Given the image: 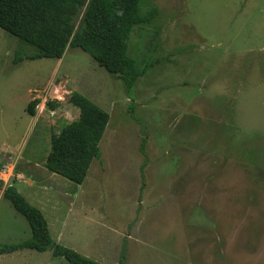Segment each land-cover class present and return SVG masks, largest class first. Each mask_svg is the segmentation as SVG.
I'll return each mask as SVG.
<instances>
[{
    "label": "rangeland",
    "instance_id": "1",
    "mask_svg": "<svg viewBox=\"0 0 264 264\" xmlns=\"http://www.w3.org/2000/svg\"><path fill=\"white\" fill-rule=\"evenodd\" d=\"M151 1L158 33L135 27L127 52L152 66L128 94L79 48L13 64L18 43L0 28V166L15 160L11 183L54 242L102 264L123 248L124 264H264V0ZM72 91L110 116L81 184L43 165L78 116ZM2 191L0 243L30 238ZM0 264L70 263L21 249Z\"/></svg>",
    "mask_w": 264,
    "mask_h": 264
},
{
    "label": "trees",
    "instance_id": "2",
    "mask_svg": "<svg viewBox=\"0 0 264 264\" xmlns=\"http://www.w3.org/2000/svg\"><path fill=\"white\" fill-rule=\"evenodd\" d=\"M146 2L150 3L142 7ZM159 14L160 9L151 0H0V28L18 43L13 64L25 59H60L68 48H79L120 79L127 94L152 66L151 59L139 60L127 52L128 39L135 27L151 29L157 35L158 28L151 27ZM67 101L78 109V116L51 134L43 165L49 172L81 184L92 160L100 158L99 142L110 116L77 91H72ZM39 102V98L31 99L25 111L35 115ZM46 106L52 110L56 103L47 101ZM133 108L131 102L126 111L131 114ZM191 119L197 124L195 116ZM144 143L145 138L140 148L143 154ZM145 163L146 159L141 172ZM2 188L0 181V192ZM1 195L28 222L31 236L17 243H0V255L21 249L49 250L51 256L62 257L70 264H102L54 242L41 210L30 204L15 184L6 186ZM124 259L123 248L119 264H124Z\"/></svg>",
    "mask_w": 264,
    "mask_h": 264
},
{
    "label": "built area",
    "instance_id": "3",
    "mask_svg": "<svg viewBox=\"0 0 264 264\" xmlns=\"http://www.w3.org/2000/svg\"><path fill=\"white\" fill-rule=\"evenodd\" d=\"M54 86V84H51ZM56 91V89L54 90ZM15 160L4 163L0 166V181L2 182L3 189L11 184V179L14 177Z\"/></svg>",
    "mask_w": 264,
    "mask_h": 264
}]
</instances>
